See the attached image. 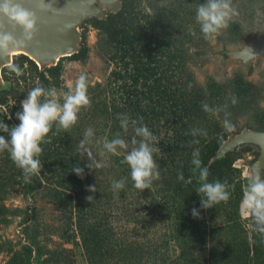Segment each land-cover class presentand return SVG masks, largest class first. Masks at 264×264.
Returning a JSON list of instances; mask_svg holds the SVG:
<instances>
[{
    "label": "trees",
    "instance_id": "obj_1",
    "mask_svg": "<svg viewBox=\"0 0 264 264\" xmlns=\"http://www.w3.org/2000/svg\"><path fill=\"white\" fill-rule=\"evenodd\" d=\"M134 8V0H123L119 11H108L105 18H93L92 24L101 36L100 50L113 68L105 81L88 85L91 106L99 121L101 144L120 138L125 140L128 148L117 147L116 154L109 151L100 155L99 152H83L78 149L70 130L57 131L53 125L41 143L43 151L39 159L43 167L37 175L30 177V182H25L23 170L17 168L10 153L7 150L3 152L5 185H19L29 193L40 189L52 190V202L62 214L61 237L70 242L80 236L92 264L103 261L107 264L103 257L111 250V264H264V237L249 240L238 220L234 221L235 228L234 225L230 227L234 228L231 234L211 239V232L225 230L227 226L209 220L208 213L214 206L208 209L201 207L203 194L196 191L201 183L199 170L192 163V153L199 149L201 167L209 170L208 182H226L232 175L234 162L238 159L234 152L212 160L229 136L222 125L225 119L223 112L230 113L238 107L245 109L253 105L248 98L254 94L255 86L243 81L242 77L236 80L238 86L230 93L225 84L214 80L206 85L200 84L186 59L181 57V49L175 45L176 41L169 33L170 24L163 21V14L155 16L154 21L148 24V16L143 14L140 17ZM88 52L89 48L83 42L78 52L67 57L81 59ZM62 72V60L56 65L40 68L28 55L19 53L13 56L11 64L3 67L2 76L5 81L14 78L18 85L29 84L23 89L19 86L24 91L18 98L20 101L37 85L46 89L61 88ZM233 96L237 98L234 105L231 102ZM7 100L8 91L3 89L2 104ZM203 104L211 109H220L221 118L205 111ZM257 104L255 101L254 111L259 109ZM20 110L19 104L13 112L16 124L19 123L16 112ZM257 113L262 115L258 116V129L264 130V110ZM125 118L127 131L120 123ZM227 118L230 119L229 116ZM141 123L155 137L152 145L160 149L153 154L160 178L142 191L148 210L145 216L140 214L136 219L143 222V226L148 221L149 229L161 223L165 227L164 233L161 230L159 234L152 232L150 239L142 242L137 240L140 237L136 239L105 229L103 217L96 216L98 199L102 195H112L113 181L123 179L127 193L128 189L140 191L134 187L131 169L123 161L132 147L138 146L141 137H135V128ZM205 131L207 136H204ZM3 134L10 139L7 133ZM133 137L137 145L132 144ZM196 140L199 143H193ZM96 164L101 166L96 167ZM74 167L84 169L83 178L72 171ZM181 172L184 176L182 181L177 179ZM93 185L96 188L94 193L88 190V186ZM88 196L94 198L89 201L86 199ZM193 208L200 213L198 217H193ZM98 240L108 241L104 254L95 249ZM27 252L28 249L25 254ZM97 255L99 260H96ZM25 258L28 255L20 260V264H26Z\"/></svg>",
    "mask_w": 264,
    "mask_h": 264
},
{
    "label": "rangeland",
    "instance_id": "obj_2",
    "mask_svg": "<svg viewBox=\"0 0 264 264\" xmlns=\"http://www.w3.org/2000/svg\"><path fill=\"white\" fill-rule=\"evenodd\" d=\"M205 2L206 0H134V10L140 17L143 14L147 15L148 24L154 21L155 16L163 14V21L170 24L169 33L176 41L175 45L181 49L179 50L181 57L186 59L188 67L200 84L206 85L214 80L225 84L230 93L238 86L239 82L236 80L242 77L243 81L255 86L254 94L248 98L253 105L245 109L238 107L230 112L229 121L234 128L231 131L227 130L229 138L246 128L258 129V116L262 115L257 112L264 110V54L254 57L248 64L243 59L226 53L227 50L242 49L258 37L264 36V0H232L237 15L232 17L226 29L212 39L203 37L195 20L197 6ZM108 11L105 8V12ZM93 18L95 17L83 19L77 25L78 49L84 42L89 48L88 55L81 59L66 55L58 59L63 62V85L57 90L61 94L66 92L82 73L87 74L89 85L105 81L113 68V64L100 50L101 36L99 30L92 24ZM193 31L195 35L192 34ZM18 53L13 52L12 56ZM27 75L30 76L29 73ZM28 85H18L14 78L10 81L3 80L1 83L0 121H4L9 127L16 124L13 112L20 104L21 99L19 101L18 98L24 92L22 89ZM19 86H22V89ZM3 89L8 91V100L5 104H2ZM90 95L91 93H88L89 97ZM255 101L259 106L256 111ZM78 115L76 125L70 129L71 137L77 141L78 149L83 152H99L98 155L108 153L100 142L99 121L92 106L82 108ZM213 116L221 118L219 112H215ZM89 127L93 129V135L85 139L84 133ZM0 135L4 134L0 132ZM81 141H84L83 145L80 144ZM230 152H234L238 157L234 162L235 171L226 180L230 198L227 202L215 204L213 211L208 213L209 220L212 219L214 224L227 227L225 230L211 232L213 236L211 239L231 234L235 228L234 221L238 220L240 228L244 229L243 233L253 241L260 238L261 234L255 231L252 221L241 214V199L246 184L245 175L255 170L253 164L261 148L256 144L246 143ZM4 156L3 152L0 153V264H20L25 255H28V258H25L26 264H92L82 246L80 236L70 242L61 237L62 214L52 202L54 197L52 190L40 189L35 193H29L19 185L9 183L5 185ZM261 173L264 174V168ZM128 190L129 193L124 188L119 192L112 189V195H102L98 199L96 216L103 217L104 228L116 230L132 238L140 237L137 240L141 242L148 241L152 232L159 234L161 230L164 233L165 227L162 223L149 229L148 226L151 225L148 221L144 223L146 226H143V222L137 221L136 218H140V214L145 216L148 210L145 194L141 191ZM107 191L109 192L108 189ZM233 225L234 228L231 229ZM98 241L95 249L104 254L108 241ZM113 244L114 242L110 249L113 248ZM26 249L28 252L25 254ZM105 255L104 260L111 264L112 250ZM96 258L99 260L100 256L97 255Z\"/></svg>",
    "mask_w": 264,
    "mask_h": 264
},
{
    "label": "clouds",
    "instance_id": "obj_3",
    "mask_svg": "<svg viewBox=\"0 0 264 264\" xmlns=\"http://www.w3.org/2000/svg\"><path fill=\"white\" fill-rule=\"evenodd\" d=\"M41 6H46L44 0H40ZM0 15L6 17L9 23L15 28L22 29V37L17 39L11 32L0 31V51L7 53L10 50L23 46L30 42L37 32L38 17L35 12L22 6L19 0H0ZM237 15L236 9L232 5V0H206L196 8L195 20L200 26V31L205 39H212L218 36L223 29L229 25L233 16ZM195 35V32L192 33ZM232 104L237 103V98H231ZM91 100L88 96V78L86 73L79 75L74 84L63 94L59 93L56 88H44L37 85L27 92L26 97L20 101V111L16 112V119L19 121L11 127L4 121H0V132L7 133L9 138L0 135V153L7 150L10 153L11 160L17 168L23 170L22 175L25 182H30V177L37 175L43 165L39 159L42 154L41 143L45 141L53 125L57 131H68L76 125L79 119V113L82 108L90 107ZM203 108L208 112H218L220 109H211L207 104ZM227 108V104L224 105ZM126 116V115H125ZM230 113L225 111L223 126L226 130L231 131L234 128L227 118ZM142 117L140 120L142 121ZM121 127L127 131V119L121 120ZM136 123V121H133ZM194 134V133H193ZM93 135L91 127L85 130V139ZM204 136H207L205 131ZM135 137H141L138 146L132 147L124 161L131 169V179L134 187L141 192L149 189L154 180L160 178L158 165L153 154L160 149L152 145L155 137L149 131L146 125L135 128ZM133 137L132 144L137 145L136 138ZM193 143H199L198 140ZM81 145L84 141L80 142ZM104 147L116 154L117 147L121 149L128 148L124 139H114L105 141ZM199 149H194L192 153V163L199 170L200 186L196 189L198 194H203L201 207L208 209L220 202H227L230 198V192L226 182L216 180L208 182L209 170L207 167H201L199 158ZM96 164V167H100ZM91 167V165H89ZM73 172L83 178L84 169L74 167ZM178 180H184L183 173H179ZM246 184L243 188L241 199V214L252 221L255 231L264 237V174L252 170L245 175ZM190 182V181H188ZM125 187L123 179L113 181L112 188L114 191L121 190ZM88 190L93 193L96 191L95 186H88ZM94 197L88 196L87 200L91 201ZM193 217H198L200 213L196 208L192 209Z\"/></svg>",
    "mask_w": 264,
    "mask_h": 264
},
{
    "label": "water",
    "instance_id": "obj_4",
    "mask_svg": "<svg viewBox=\"0 0 264 264\" xmlns=\"http://www.w3.org/2000/svg\"><path fill=\"white\" fill-rule=\"evenodd\" d=\"M22 6L29 9L38 17L37 32L34 38L25 45L14 48L25 49L19 52L32 58L40 68L56 65L62 56H69L79 51V32L77 25L86 18L107 17V8L111 12L121 9L123 1L120 0H44L46 6H41L40 0H19ZM0 31L11 32L17 39L22 37V29L13 27L8 19L0 15ZM12 50L7 53L0 51V86L4 80L2 69L13 61ZM18 53V54H19ZM227 54L243 59L250 64L251 60L264 54V36L258 37L242 49H231ZM58 61V62H57ZM252 143L260 146L261 152L254 162L256 171L262 172L264 168V130L246 128L232 137L227 138L212 160L224 157L227 153L240 145Z\"/></svg>",
    "mask_w": 264,
    "mask_h": 264
},
{
    "label": "bare ground",
    "instance_id": "obj_5",
    "mask_svg": "<svg viewBox=\"0 0 264 264\" xmlns=\"http://www.w3.org/2000/svg\"><path fill=\"white\" fill-rule=\"evenodd\" d=\"M13 52H27L31 57L36 58L33 54H31L30 52L26 51L25 49H15V50H12V53Z\"/></svg>",
    "mask_w": 264,
    "mask_h": 264
}]
</instances>
